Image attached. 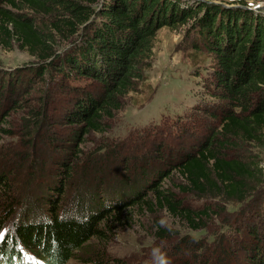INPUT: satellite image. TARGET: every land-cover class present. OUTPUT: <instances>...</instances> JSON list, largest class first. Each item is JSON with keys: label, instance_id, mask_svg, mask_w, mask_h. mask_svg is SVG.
<instances>
[{"label": "trees", "instance_id": "1", "mask_svg": "<svg viewBox=\"0 0 264 264\" xmlns=\"http://www.w3.org/2000/svg\"><path fill=\"white\" fill-rule=\"evenodd\" d=\"M164 25L194 33L190 68L211 98L135 131L175 143L124 171L120 157L132 140L111 138L108 122L143 78L139 66ZM13 41L34 60L22 69L28 77L0 69V133H18L4 123L23 89L43 84L44 95L24 117L19 147L0 144V264H67L92 239L104 243L92 251L96 264H264V199L251 187L260 163L239 150L264 141V12L206 0H0V45ZM54 96L62 108L50 115ZM62 124L73 127L60 136ZM92 132L98 141L85 150ZM175 173L178 182L164 184ZM189 195L240 207L223 218L217 203L196 207ZM133 207L166 209L192 231L207 230L211 215L221 225L181 238L164 257L130 261L106 247Z\"/></svg>", "mask_w": 264, "mask_h": 264}, {"label": "rangeland", "instance_id": "2", "mask_svg": "<svg viewBox=\"0 0 264 264\" xmlns=\"http://www.w3.org/2000/svg\"><path fill=\"white\" fill-rule=\"evenodd\" d=\"M210 1L246 3L255 7L254 10L264 12V0ZM192 37H194V33L188 25H180L177 27L164 25L159 29L154 40L152 57L146 64L144 62L145 65L139 66L142 71L144 70L143 78L136 85L135 90L131 91L125 98H122V109L117 111L114 117L108 122V125L112 128L110 131L111 138L124 139L130 137L132 140L133 148L123 150L127 153L120 157L127 159L125 162H121L120 165L124 171L127 168H133V162H150L152 158L158 156L159 147H173L172 145L175 143L167 134L162 135L149 131L141 132V136H136L137 132L135 133V131L143 130L144 127L151 124L154 125V123L160 122L161 120L163 122L170 120L173 115L184 112L200 96H205L208 99L211 98L210 95H204L205 90L202 85V78L196 75L197 72H193L190 68L192 59L189 54L193 48ZM62 41L61 39V46L68 43V41ZM68 45H72V43H68ZM204 55L207 54L205 53ZM203 57L207 61H210L208 56ZM203 57L200 59L202 60ZM33 60L34 57L27 50L21 49L16 41H13L10 47L0 45V69H3V71L7 70L9 72V69L20 70L24 73V77H26L28 73H25L22 69ZM194 71L196 70L194 69ZM41 87H43V84L36 83L34 86H27V89L22 90L23 95L19 107L12 111L11 115L7 117V122L4 123V127L18 133L14 136H4L3 133H0V144H3V146H8V144L17 145V139H20L19 144L23 142V140L21 141V124L28 110L42 100L44 94ZM199 92L203 93L200 94ZM53 99L55 101L52 103L51 100L48 106V112L50 115H57L62 106L59 97L54 96ZM201 116L204 120L207 119L206 122L214 123V120L209 117L206 118V115ZM61 123L63 122L61 121ZM72 127L66 128L62 124L60 136H63L68 128L70 130ZM85 136L87 137V141L83 145L86 148L85 150H93V147L98 141L99 134L92 132L87 133ZM19 144L17 147H19ZM19 150H24L23 146ZM239 150L249 158L260 163L259 167L261 170L259 179L253 181L251 187L256 192L255 200L260 197L264 199V141L261 143H242L239 146ZM87 155L89 156V153ZM45 156L50 157V153ZM28 172L29 170H27ZM173 177L174 179L166 178L164 184L167 185L172 181L177 183V173ZM187 199L191 205L196 207L217 203L215 209H217V213H222L223 218L230 217L228 215L230 214V209L238 210L240 207L237 201L231 202L223 199L212 200L209 196L199 197L197 195H189ZM238 213L235 212L233 214ZM126 215L129 219H132L131 222L117 229L115 236L107 244L106 250L111 255L123 256L130 261L135 260V257L147 259L158 254L164 257L168 251H171V244L178 243L181 238H186L189 235L201 236L203 233H206L204 235H208L221 225V219L217 218L216 215H211L205 219V222L209 226L207 230L192 231L188 228L184 220L174 217L166 209H158L153 213L133 207ZM233 217L230 218L232 219ZM8 226L13 231L12 223L10 225L8 224ZM159 228L168 230L169 237L160 238L158 236ZM103 245L104 243L98 239L90 240L78 251L76 257L68 260L67 264H96L95 262H89V259L92 251L103 247Z\"/></svg>", "mask_w": 264, "mask_h": 264}, {"label": "water", "instance_id": "3", "mask_svg": "<svg viewBox=\"0 0 264 264\" xmlns=\"http://www.w3.org/2000/svg\"><path fill=\"white\" fill-rule=\"evenodd\" d=\"M206 1L220 3V4L225 5V6L250 7L252 9H255V7L250 6V5L246 4V3H229V2L210 1V0H206Z\"/></svg>", "mask_w": 264, "mask_h": 264}]
</instances>
